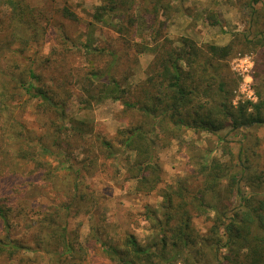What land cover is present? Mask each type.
<instances>
[{"label": "trees", "instance_id": "trees-1", "mask_svg": "<svg viewBox=\"0 0 264 264\" xmlns=\"http://www.w3.org/2000/svg\"><path fill=\"white\" fill-rule=\"evenodd\" d=\"M98 1L92 20L114 34L93 45L79 42L76 30L69 33L82 18L68 5L55 0H43L41 6L30 0H0V146L10 158L30 159L31 151L21 142L22 123L15 117L22 96L28 97L22 105L36 101V113L52 131L54 145L66 141L68 148L90 125L67 113L76 94L84 108L102 97L119 101L127 121L115 139L130 153L128 177L139 192L159 189L162 182L155 140L163 137L167 144L183 136L186 128L216 132L227 126H264V102L255 111L247 106L235 109L224 78L226 60L236 47L258 52L264 65V0L236 2L250 17L249 34L227 45H199L185 34L171 35L170 21L183 12L180 1L175 5L171 0ZM52 35L56 45L45 54ZM33 47V62L22 66ZM147 52L153 54L147 76L131 85L129 79ZM125 65H130L127 70ZM96 140L98 155L118 156L110 142ZM45 150L55 154L48 146ZM195 151L185 149L188 156ZM189 163L177 188L159 189L162 217L154 222L153 241L142 244L128 235L123 245L103 243L105 257L116 264H264V170L250 171L251 166L241 162L243 168L236 171L216 157H190ZM47 166L39 162L40 180L52 173ZM68 169L75 174L73 201L40 221L43 235L37 241L47 254L44 264H64L66 252L80 259L73 264H84L85 254L70 238L67 217L75 201L85 200L89 193L79 194L78 172L72 166ZM244 178L253 189L248 194L241 184ZM13 193L16 188L0 194V263L29 264L31 257L23 253L27 246L10 235L14 220L26 212L15 204ZM64 213L65 225H60L58 218ZM202 216L212 222L204 234L195 224Z\"/></svg>", "mask_w": 264, "mask_h": 264}, {"label": "rangeland", "instance_id": "rangeland-1", "mask_svg": "<svg viewBox=\"0 0 264 264\" xmlns=\"http://www.w3.org/2000/svg\"><path fill=\"white\" fill-rule=\"evenodd\" d=\"M171 1L174 5L180 1L183 7V12L169 23V32L176 38L185 34L199 45H227L237 36L243 38L249 34L250 17L236 5L238 0ZM30 2L35 6L43 4V0ZM55 4L70 6L82 18L81 23L69 31L74 34L76 30L79 42L94 45L100 41L107 42L113 36L112 28L92 20L91 14L99 4L98 0H55ZM55 43L53 35L50 36L44 53L50 52ZM35 54L33 47L25 54L22 66L30 65ZM152 58L150 52L141 56L128 83L136 84L147 76ZM226 63L224 78L232 106L235 109L247 106L249 111H255V107L264 102V65L260 54L236 47ZM129 66L125 65V69ZM27 98L22 96L17 99L19 107L15 117L22 123L19 126L21 142L28 152L31 151L30 159L10 158L4 146H0V194L16 188V193H13L17 199L15 204L26 211L14 220L10 235L27 246L23 253L31 257L29 264H44L43 257L47 256L37 241L42 233V218L59 208L63 210L73 201L70 195L75 174L70 173V166L78 172L79 194L89 193L85 200L75 201L67 217L70 238L85 254L84 264H116L103 254V243L123 245L128 235H134L142 244L153 241L154 222L162 217L163 193L159 189L171 191L178 187L188 174L190 157H204L205 160L216 157L232 164L236 171L243 168L239 165L241 162L250 165V171L264 170V126L240 129L227 126L216 132L186 128L183 136L167 144H164L163 137L155 140V158L162 169V182L159 189L139 192L134 180L128 177L126 161L130 153L121 148L115 139L117 131L127 121L119 101L102 97L84 108L80 93L76 94L67 113L88 121L90 125L86 126L83 138L75 139L73 146L68 148L66 141L54 145L52 131L44 126L36 113V101L30 99L22 105ZM97 138L110 142L118 151V156L106 158L103 154L98 155L94 147V143H100ZM46 146L55 154L47 152ZM188 147L196 148L195 153L186 155L185 149ZM39 162L49 165L52 172L42 180L41 171L37 169ZM247 183V178L241 182L244 192L248 194L253 189ZM64 216L65 213L58 218L60 225H65ZM195 224L204 234L212 222L211 218L202 216L195 218ZM63 258L66 259L64 264L80 261L73 258L71 252H66Z\"/></svg>", "mask_w": 264, "mask_h": 264}]
</instances>
